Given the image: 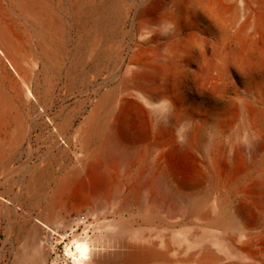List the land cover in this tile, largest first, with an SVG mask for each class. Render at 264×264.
I'll return each mask as SVG.
<instances>
[{
	"label": "bare ground",
	"instance_id": "1",
	"mask_svg": "<svg viewBox=\"0 0 264 264\" xmlns=\"http://www.w3.org/2000/svg\"><path fill=\"white\" fill-rule=\"evenodd\" d=\"M37 128L0 214L45 207L7 264L56 235L74 264H264V0H0V173Z\"/></svg>",
	"mask_w": 264,
	"mask_h": 264
},
{
	"label": "rangeland",
	"instance_id": "2",
	"mask_svg": "<svg viewBox=\"0 0 264 264\" xmlns=\"http://www.w3.org/2000/svg\"><path fill=\"white\" fill-rule=\"evenodd\" d=\"M65 84V77L62 76L60 79L56 80L53 85L54 90V108L60 109L62 107H79L81 105L83 99L86 97V95H78V96H67L66 89L64 88ZM88 93H91L92 87H87ZM89 105L86 103L83 110H81L78 115H75L74 117V123L78 125L83 118V114L89 109ZM81 113V114H80ZM49 142V133L46 129L42 130L41 128H37L33 131L32 137L30 141L24 142L21 153L18 155V159L14 162V167L17 168L15 171L9 173L8 176H5L6 172L2 171L0 173V192L4 193V201L10 200L11 195H9L7 192H5V184L7 182V179L13 177L14 179L19 177V170L23 167L22 164L28 160L29 155V145H31L35 151L34 156L30 160V164H33L34 162H37L41 160V155L45 154L47 151V145ZM59 144L61 147H63L66 142L65 140L59 138ZM53 186V185H51ZM16 188V186H15ZM18 205L16 206L14 211L9 212L8 214L3 213L0 214V233H1V239L0 245L4 247L5 249V259L4 264H7L9 261L13 259L12 249L18 248L22 246L23 244V237H22V231L26 229L25 222L28 219H31L34 222H37V220H42L40 216V212L45 207V203H32V200L30 197L24 196L22 198ZM79 215V216H78ZM84 215L88 220L93 219L92 210L87 207L84 204H80L79 206L71 207L68 212L64 213V216L67 220H70L71 218L75 217H81ZM112 217V215H110ZM15 225V227H14ZM84 227V223L78 222L75 225V231L74 233H81ZM21 233V234H20ZM72 233V232H71ZM93 232H90L91 236L94 238L96 235H102L104 234V231H98L96 230L93 234ZM98 233V234H97ZM71 238H61V236L56 235L53 239V243L56 245V249L54 253L49 257V263L55 262L56 264H74L71 262L72 260L66 259L64 256L65 247L66 244H71L70 241ZM155 241L156 239L153 238ZM156 248L158 250H162L163 245L160 240H158V244L156 245ZM7 251V252H6ZM59 256H58V255Z\"/></svg>",
	"mask_w": 264,
	"mask_h": 264
},
{
	"label": "built area",
	"instance_id": "3",
	"mask_svg": "<svg viewBox=\"0 0 264 264\" xmlns=\"http://www.w3.org/2000/svg\"><path fill=\"white\" fill-rule=\"evenodd\" d=\"M79 216V215H78Z\"/></svg>",
	"mask_w": 264,
	"mask_h": 264
}]
</instances>
